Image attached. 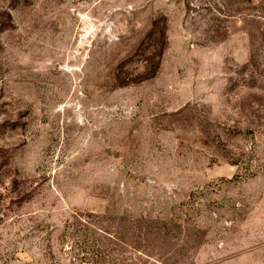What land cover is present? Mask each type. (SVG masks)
<instances>
[{
    "label": "rangeland",
    "instance_id": "374dc122",
    "mask_svg": "<svg viewBox=\"0 0 264 264\" xmlns=\"http://www.w3.org/2000/svg\"><path fill=\"white\" fill-rule=\"evenodd\" d=\"M0 264H264V0H0Z\"/></svg>",
    "mask_w": 264,
    "mask_h": 264
}]
</instances>
